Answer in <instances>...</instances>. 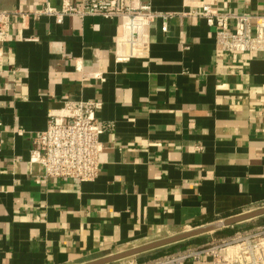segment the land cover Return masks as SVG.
<instances>
[{"label":"crops","instance_id":"1","mask_svg":"<svg viewBox=\"0 0 264 264\" xmlns=\"http://www.w3.org/2000/svg\"><path fill=\"white\" fill-rule=\"evenodd\" d=\"M64 1L79 2L0 10ZM127 3L171 16L126 61L114 59L117 18L16 16L0 43V264H83L264 207V56L219 52L213 28L185 14H264V0ZM61 100L98 103L92 181L44 180L29 163Z\"/></svg>","mask_w":264,"mask_h":264},{"label":"built area","instance_id":"2","mask_svg":"<svg viewBox=\"0 0 264 264\" xmlns=\"http://www.w3.org/2000/svg\"><path fill=\"white\" fill-rule=\"evenodd\" d=\"M185 14L200 18L213 28L219 52L264 56V14L223 13L207 3ZM16 16H46L57 24L73 16L117 18L121 33L115 41L114 59L126 61L146 46L150 24L156 19L162 22L161 30L167 31L171 14L153 12L148 5L134 7L127 0H79L75 4L64 1L59 7L44 3L29 11L0 10V43L9 38ZM60 103V107L47 112L45 129L34 136L29 163L40 166L44 180L92 181L98 173V156L102 150L99 136L106 128L95 116L98 103L92 100H61ZM124 259L117 264H185L200 263L204 259L207 264H264V225L205 244L182 247L145 262H121Z\"/></svg>","mask_w":264,"mask_h":264},{"label":"water","instance_id":"3","mask_svg":"<svg viewBox=\"0 0 264 264\" xmlns=\"http://www.w3.org/2000/svg\"><path fill=\"white\" fill-rule=\"evenodd\" d=\"M261 216H264V207H260L234 216H230L218 222H213L210 224H206L204 226L193 228L191 230H187L167 238L155 240L137 247H132L124 251L117 252L115 254H111L108 256H104L83 264H110L124 258L137 256L149 251H153L173 244H177L185 240H189L207 233H212L223 228L232 227L234 225Z\"/></svg>","mask_w":264,"mask_h":264},{"label":"rangeland","instance_id":"4","mask_svg":"<svg viewBox=\"0 0 264 264\" xmlns=\"http://www.w3.org/2000/svg\"><path fill=\"white\" fill-rule=\"evenodd\" d=\"M263 225H264V216H261V217H257V219H252L250 221L240 223L239 225H235L234 227H229V229L232 230V228H233V233H235V232L248 230V229L254 228L256 226H263ZM220 230H222V229H220ZM201 236L196 238V239H191L192 241L190 240L187 242L185 241V243H180L182 245L181 246L178 245V248H175V249H169V247H163V248L156 249L153 251H149V252L137 255V256L128 257L121 262L131 261V260L138 262V263L139 262H145V261H148V260L160 257V256H164L166 254H170V253H172V252H174V251H176L182 247L193 246V245L195 246V244H197V243H199L198 245L205 244L207 241L211 242V240H213L215 238L223 237V236H229V235H222V234L214 235V233H210V234L204 235V236H206L205 239H199V238H203ZM117 262H119V261H115V262L110 263V264H117Z\"/></svg>","mask_w":264,"mask_h":264},{"label":"trees","instance_id":"5","mask_svg":"<svg viewBox=\"0 0 264 264\" xmlns=\"http://www.w3.org/2000/svg\"><path fill=\"white\" fill-rule=\"evenodd\" d=\"M234 226H232V227H234ZM215 234L232 235L233 234V228H232V230H230L229 227L223 228L222 230L216 232ZM176 245L177 244H173V245L168 246V247H169V249H173V247L176 246Z\"/></svg>","mask_w":264,"mask_h":264}]
</instances>
